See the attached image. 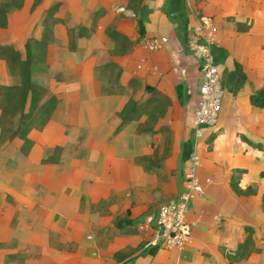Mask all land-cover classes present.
Returning <instances> with one entry per match:
<instances>
[{
    "label": "crops",
    "instance_id": "1",
    "mask_svg": "<svg viewBox=\"0 0 264 264\" xmlns=\"http://www.w3.org/2000/svg\"><path fill=\"white\" fill-rule=\"evenodd\" d=\"M124 7L115 29L128 45L122 53L107 52L109 63L119 65L124 83L139 84L141 98L160 94L173 107L177 83L192 110L195 104L200 71L185 42L196 13L209 14L216 26L212 52L223 95L216 122L200 140L196 175L203 193L187 206L189 239L180 250L151 253L137 224L183 188L191 115L183 121L167 110L170 116L148 129L147 114L137 109L119 123L130 97L101 91L97 58L84 53L73 63L74 74L67 76L59 62L60 73L46 79L42 100L53 96L54 104L40 128L27 130L28 147L22 149L18 136L0 138V264H264V109L248 101L249 92L264 85V0H139L133 9ZM149 35L167 40L145 49L140 39ZM204 139L209 147L202 149ZM160 167L164 179L157 176ZM233 167L244 168L238 184L253 181L255 193L230 189ZM245 225L253 236L246 250Z\"/></svg>",
    "mask_w": 264,
    "mask_h": 264
},
{
    "label": "rangeland",
    "instance_id": "2",
    "mask_svg": "<svg viewBox=\"0 0 264 264\" xmlns=\"http://www.w3.org/2000/svg\"><path fill=\"white\" fill-rule=\"evenodd\" d=\"M114 1L116 3H113ZM120 1L100 0L99 4L102 5H97V0H22L21 5L16 7L10 3V0H0V6L6 9V24L0 27V44H9L18 48L21 57H23L24 39L30 36L36 38L42 36L41 55L43 59L30 65L29 74L31 79L43 85L46 79L55 75V72L60 73L59 62L65 63V74L69 76L75 73V70L72 69L75 60L82 59L84 53L94 55L98 62L95 67V75L100 82L101 91L112 90L125 96L126 99L130 97L125 103L132 100L140 113V109H143L147 114L143 126L148 129L153 128L152 122L154 125L156 119L160 123V118L170 116L167 114V110L173 112L177 118L180 116L183 121L188 119L192 109L191 102L186 96L180 100L177 98V104H174V107L171 106L169 99L164 100L163 97L148 101V97L141 98L137 95L138 83L131 79L128 84L124 83L120 78L119 65L114 62L109 63L107 52L122 53L128 45L126 35L115 29V22L127 14L126 8H122V6L133 9L139 3V0H127L125 4ZM201 13L205 12L199 10L196 15ZM51 57H54V60L56 57L58 62L49 60ZM18 73L19 70L16 67L8 65L0 57L1 83L16 81ZM183 94H185L184 89ZM128 106L126 111L120 112L118 115L119 123L124 121L127 114L137 112V109L129 111L132 104L128 103ZM161 134H158V137ZM162 141L165 145L164 139ZM158 145L161 146V141ZM206 147H209L208 139L201 142V148ZM158 169H156L157 176L164 179L163 168ZM155 205L152 207L154 208ZM138 224L137 228H139ZM3 240L5 244H8L5 237ZM245 246L246 250L248 246Z\"/></svg>",
    "mask_w": 264,
    "mask_h": 264
},
{
    "label": "built area",
    "instance_id": "3",
    "mask_svg": "<svg viewBox=\"0 0 264 264\" xmlns=\"http://www.w3.org/2000/svg\"><path fill=\"white\" fill-rule=\"evenodd\" d=\"M167 38L164 35L142 36L140 43L147 49L160 48ZM217 41L216 26L207 13L199 14L186 38V48L197 60L200 71L195 104L190 117L192 128L189 164L183 170L182 185L175 198L160 202L150 220L140 222L145 231L147 248L182 249L189 239L192 221L186 216L189 200L203 193L196 175L200 165V140L205 130L214 125L223 95L220 74L214 62L212 47Z\"/></svg>",
    "mask_w": 264,
    "mask_h": 264
},
{
    "label": "trees",
    "instance_id": "4",
    "mask_svg": "<svg viewBox=\"0 0 264 264\" xmlns=\"http://www.w3.org/2000/svg\"><path fill=\"white\" fill-rule=\"evenodd\" d=\"M10 3L16 7L20 6L22 0H10ZM6 24V9L0 6V27ZM42 36L26 37L23 42L24 55L21 57L18 48L9 44H0V57H2L8 65L16 67L19 70L17 80L10 83L0 82V138H9L18 136L22 139L21 147L26 149L30 144V139L27 137V130L31 127L40 128L49 116V113L54 104V97L48 96L42 100L46 88L43 84L30 78L29 68L33 62L42 60ZM146 88H149L145 85ZM175 93L180 100L186 94H183L182 83L175 85ZM163 97L167 100L166 96L151 95L148 101L155 100ZM248 101L258 107L264 109V85H261L248 94ZM128 103L132 104L131 110L137 109L135 102L129 100L122 107L120 112L126 111L129 107ZM119 112V113H120ZM127 114V117H130ZM15 119V120H13ZM238 136L245 142L253 145L254 147L261 148L262 144L253 142L242 134ZM244 168L233 167L230 171L228 185L235 194H252L256 191V185L250 181L246 186L241 187L238 181L243 173ZM260 206L264 212V190L260 194ZM122 220H116L115 223L119 224ZM243 244L250 245L253 239L252 231L249 226H243ZM154 248H148V252H153ZM238 254V248L235 250Z\"/></svg>",
    "mask_w": 264,
    "mask_h": 264
}]
</instances>
